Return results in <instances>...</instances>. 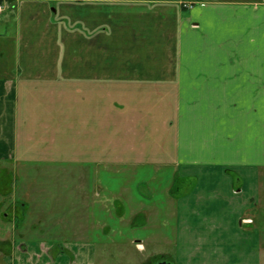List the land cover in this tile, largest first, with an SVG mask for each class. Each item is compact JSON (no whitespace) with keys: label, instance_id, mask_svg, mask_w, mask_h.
<instances>
[{"label":"crops","instance_id":"0c3cea01","mask_svg":"<svg viewBox=\"0 0 264 264\" xmlns=\"http://www.w3.org/2000/svg\"><path fill=\"white\" fill-rule=\"evenodd\" d=\"M83 1L90 5L103 2ZM66 2L69 0L7 2V10H16V35L23 47L19 46L15 52L16 71L3 70L0 65L2 162L14 159L17 155L19 84L28 79L33 83L41 79L44 83L70 79L63 70V63H59L58 72H53L49 78L48 71L39 69H44V65L51 66L43 57L52 48L57 35L65 36L63 21L69 18L64 5ZM113 2L126 3L134 10L143 9L150 20L155 16L161 23L158 25L160 30L154 28L158 30L156 32L139 28L131 30L125 77L126 83L130 85L154 84L156 89L143 88L142 92L150 90L149 95H152V90L158 95L164 92L165 97L171 99L174 117L170 123L161 121L166 134L159 137L162 154L157 163L168 167L167 175L173 179L169 181L170 185L165 184L163 190L165 195L172 196L170 213L175 219V263L235 264L239 259L243 264H260L261 227L257 226L255 220L258 211V178L260 169L264 168V0ZM186 2L193 4L186 8L180 6ZM51 4L57 7L53 14L49 11ZM23 6H29V11L25 12V21L20 24ZM97 9L94 6L88 12L78 11L79 19L85 21L83 25L89 37L83 43L87 42L90 46L97 42L98 32L102 34V23H98L97 15L98 12L103 13L101 8L100 11ZM6 22L4 20V24ZM4 33L0 36L6 35ZM156 42L159 49L152 50ZM35 47L41 49L34 53ZM139 51L144 52V55H140ZM155 51L163 53V57L155 59L152 55ZM85 63L89 87L85 90L84 85L83 90H79L78 104L79 109H82V104H87L83 114L88 117L90 126L85 131L96 133L101 126V97L98 104L97 97L99 93L101 95L103 73L101 70L97 72L101 63L96 59L91 57ZM138 115L144 116L142 113ZM171 131L173 140L168 137ZM171 146L174 151L168 153ZM101 147L102 142L96 143L95 140L85 145V148L91 149L93 157L84 159L82 171L75 175L78 183L74 184L73 192L77 191L79 205H84L83 199L86 200L90 194V188L95 191L98 186L97 177L103 164ZM141 148L146 149V145ZM127 153L128 156H116L114 165L128 168L134 165L133 162H143L144 152L137 161L130 160V152ZM93 164L94 173L91 171ZM228 172H233V175ZM234 176L240 181L241 187L236 188L237 184L232 182ZM179 178L195 179V183L188 191L175 195ZM93 190L91 193L95 197ZM93 202L89 208L85 206L84 212L96 211L95 206L96 209H102L100 200ZM20 206L23 213L27 211L23 204ZM164 208L158 209L155 215L161 228L167 222L168 211ZM137 214L132 212L131 219ZM30 227L38 226L31 224ZM160 238L168 241L161 230ZM10 244L13 264H92L93 260V247L90 242L83 240L57 251L47 240L20 239ZM248 253L252 256H246ZM160 256L163 259L167 257Z\"/></svg>","mask_w":264,"mask_h":264},{"label":"rangeland","instance_id":"374dc122","mask_svg":"<svg viewBox=\"0 0 264 264\" xmlns=\"http://www.w3.org/2000/svg\"><path fill=\"white\" fill-rule=\"evenodd\" d=\"M113 1L103 0L102 4L95 5L85 4L83 0L66 2L69 18L63 21L65 36L57 35L52 48L43 57L51 66L39 69L48 71L49 78L53 72H58L59 63H63V70L70 79L46 80L49 81L46 83L42 79L36 83L28 79L19 84L17 155L14 159L0 161V264H13L10 243L20 239L51 241L54 251L71 247L81 240L90 242L94 251L92 264H158L163 259L160 255L176 264L175 219L170 213L172 196L165 195L163 190L173 179L167 175L168 167L157 163L162 154L159 137L166 134L161 121L170 123L174 117L171 99L165 97L164 92L162 95L155 90L152 95H149L150 90L142 92L143 88L157 87L154 84L130 85L125 77L131 30L156 32L161 23L155 16L150 20L143 9L134 10L126 3ZM191 4L186 2L180 6ZM94 6L98 11L102 9L103 14L98 12L97 15L98 23H102V34L98 32L97 42L90 46L83 43L89 37L78 11L88 12ZM27 7L23 6L20 24L25 21ZM7 9L5 7L0 14V30L6 34L0 36V65L3 70L16 71L15 52L23 43L19 44L16 35V10ZM56 9V5L51 4L49 11L53 14ZM4 20H7L5 24ZM156 27L158 30L154 29ZM156 48L159 49L157 42L152 50ZM40 49L35 47L34 53ZM158 51L152 54L155 59L163 57ZM139 54L144 55V52L139 51ZM91 57L101 63L97 72L103 73L101 95L97 97V104L101 97V126L96 133L85 131L90 126L88 117L83 114L87 104H82V109L78 104L79 90H83L84 85L85 90L89 87L85 61ZM141 113L144 116L138 115ZM168 137L173 140L172 131ZM94 140L102 142L103 164L97 177L98 186L95 191L90 188L86 200L81 196L84 205H79L77 191L73 192L74 184L78 183L75 175L82 171L84 159L93 157L91 149L85 145ZM144 145L146 149L141 148ZM168 151L173 152V146ZM127 152L134 161L144 152L143 162H133L128 168L114 165V158L128 156ZM94 170L93 164L92 173ZM228 173L233 175V172ZM179 179L175 195L188 191L195 183V179ZM258 179L255 221L261 227L259 252L262 253L259 255L260 264H264V168L260 169ZM232 182L237 184L236 188L241 187L236 176ZM97 200L103 205L102 209L95 206L96 211L84 212L86 205L89 208ZM19 204L25 206V216ZM164 207L168 211L167 222L161 228L155 215ZM132 212H138V216L131 219ZM31 224L38 227H30ZM160 230L161 234L165 232L168 241L160 238ZM138 242L143 247L141 250L135 245ZM237 262L243 264L239 259Z\"/></svg>","mask_w":264,"mask_h":264},{"label":"built area","instance_id":"2783aa9c","mask_svg":"<svg viewBox=\"0 0 264 264\" xmlns=\"http://www.w3.org/2000/svg\"><path fill=\"white\" fill-rule=\"evenodd\" d=\"M5 9V5L4 4H0V13Z\"/></svg>","mask_w":264,"mask_h":264},{"label":"flooded vegetation","instance_id":"af4514ba","mask_svg":"<svg viewBox=\"0 0 264 264\" xmlns=\"http://www.w3.org/2000/svg\"><path fill=\"white\" fill-rule=\"evenodd\" d=\"M161 262H165V263L171 264V263H169L168 260H166V259H162ZM161 262H160V263H161ZM158 264H159V263H158Z\"/></svg>","mask_w":264,"mask_h":264},{"label":"water","instance_id":"95a60500","mask_svg":"<svg viewBox=\"0 0 264 264\" xmlns=\"http://www.w3.org/2000/svg\"><path fill=\"white\" fill-rule=\"evenodd\" d=\"M159 264H168V263H165V262H161V263H159Z\"/></svg>","mask_w":264,"mask_h":264}]
</instances>
